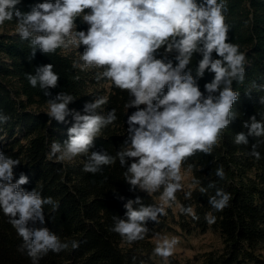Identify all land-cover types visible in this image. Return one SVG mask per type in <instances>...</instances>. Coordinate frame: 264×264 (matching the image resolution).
Wrapping results in <instances>:
<instances>
[{
  "label": "clouds",
  "instance_id": "9594fccd",
  "mask_svg": "<svg viewBox=\"0 0 264 264\" xmlns=\"http://www.w3.org/2000/svg\"><path fill=\"white\" fill-rule=\"evenodd\" d=\"M20 3L0 0V25L15 18L18 35L30 41L29 61L37 50L49 54L58 48L79 49L83 45L79 54L82 63L74 66L102 69L98 78L128 92L125 108L135 110L126 114L127 138L115 156L105 150L90 151L102 129L117 120L115 109L107 115L96 111L107 103L106 98L86 102L84 114L69 108L76 100L71 94L60 92L48 99L46 114L50 121L66 123L69 116L73 121L63 143L53 140L48 158L62 163L86 156L83 171L93 174L118 159L126 169L129 191L138 189L149 195L159 192L161 204L145 205L137 196L123 205L126 219L114 217L113 232L129 243L143 240L149 231L147 222L158 223V217L166 215V207L176 202V193L183 189L182 164L197 152L211 154L221 131L235 117L231 110L239 94L231 85L235 79L243 80L245 54L238 45L228 42L230 29L222 14L225 0H44L27 12L17 7ZM77 18L89 26L87 31L76 30ZM162 46L164 54L158 56ZM171 53H175V62L168 58ZM194 54L201 57L195 77L188 67ZM206 71L214 78L202 92L197 78ZM26 78L45 96H51L49 90L59 81L51 63L36 67L35 73L26 74ZM9 119L0 113V123ZM243 127L247 132L236 134L237 145H247L249 137L264 136V122L257 121L255 115ZM255 149L253 144L250 154L259 159ZM19 165L18 159L0 151V210L22 238L19 250L26 251L31 264H39L49 251L59 253L68 248V243L47 227L30 226L37 222L43 225L44 206H51L55 212L59 202L35 189L25 190L22 185L29 182L28 176L20 173L15 178L14 169ZM215 175L223 179V168H218ZM213 187L214 182L208 184V188ZM230 199V194L217 189L209 204L222 211ZM180 211L198 219L191 206L180 205ZM206 219L211 223L215 218L209 214ZM178 243V237L157 234L154 254L167 264ZM78 246V242H72V248Z\"/></svg>",
  "mask_w": 264,
  "mask_h": 264
},
{
  "label": "trees",
  "instance_id": "16d2710c",
  "mask_svg": "<svg viewBox=\"0 0 264 264\" xmlns=\"http://www.w3.org/2000/svg\"><path fill=\"white\" fill-rule=\"evenodd\" d=\"M40 2L44 0H21L17 7L27 12ZM222 14L230 29L228 42L238 45L239 51L245 54L243 80L235 79L231 85L239 94L231 110L235 117L221 131L211 154L197 152L182 164L191 171L192 186L176 193V202L179 203L176 217L168 207L166 215L158 217V223L147 222L149 231L143 240L131 243L112 231L114 217L126 219L123 205L137 196L145 205H159L155 198L157 194L149 195L138 189L129 191L124 178L126 169L121 167L118 159L93 174L83 171L86 156L62 163L48 158L53 140L63 143L73 122L71 116L66 118V123L50 121L45 110L48 99L60 92L71 94L76 100L69 104V108L84 114V104L101 97L90 88L97 79L88 70L74 66L78 64L61 48L49 54L37 50L29 61L30 41L21 39L16 30L0 32V113L10 117L7 123H0V151L20 161L14 173L17 179L20 173L28 176L29 182L22 185L25 190L35 189L43 197H52L59 202V209L55 212L51 206H44L43 225L37 222L30 226L47 227L62 242L68 243V248L59 253L49 251L39 264L152 262L155 246L151 236L169 227L170 222L185 235L208 229L221 234L224 243L221 252L208 254L202 264H264V136L249 137L247 145L234 143L237 133L247 132L243 124L250 117L255 115L257 121L264 122V103H261L264 98V0H225ZM75 23L77 31H87L89 27L80 18ZM6 25L16 27L17 22L13 18L0 27ZM157 54H164L163 46ZM174 56L175 53L168 54L173 61ZM200 58L194 54L188 65L194 77ZM50 63L59 75V81L56 88L49 90L51 96H45L38 86H30L26 74H34L36 67ZM213 78L214 74L207 71L202 78H197L202 92L204 85ZM105 98L107 103L96 111L107 115L108 111L115 109L117 120L102 129L90 151L105 150L115 156L127 138L126 114L135 109L125 108L128 92L116 88L110 81ZM253 144L260 153L259 159L250 154ZM221 167L223 179L215 175ZM211 182L215 187L208 188ZM201 188L206 191L201 192ZM217 189L231 196L222 211L209 204V198ZM188 193H191L190 197ZM180 205L191 206L198 219L182 213ZM209 214L215 218L214 222L206 219ZM73 241L79 244L75 249L72 248ZM22 243V238L9 223V217L0 210V264H31L26 251L19 250ZM168 259V264H180L172 256Z\"/></svg>",
  "mask_w": 264,
  "mask_h": 264
},
{
  "label": "rangeland",
  "instance_id": "374dc122",
  "mask_svg": "<svg viewBox=\"0 0 264 264\" xmlns=\"http://www.w3.org/2000/svg\"><path fill=\"white\" fill-rule=\"evenodd\" d=\"M16 28L17 26L10 27L9 25H6V27H0V32L7 29L13 32L14 30H16ZM83 50V45H81L79 49L71 46L68 49H61L64 54L69 55L78 65L82 63L80 61L79 54L82 53ZM86 70L91 73V76H93V78L97 79L95 81L96 83L90 85V88L94 92L99 93L101 97L105 98L109 91V81L105 78H98L99 73L102 70L97 68H90ZM45 110H48V107H45ZM181 174L183 176V189L180 191H183L192 186V176L190 169L183 166H181ZM156 194V201L158 202V204H161V201L159 200L160 193L157 192ZM167 208L168 207H166V209ZM170 208L176 217L177 211L179 209V203L173 202ZM157 234L167 235L169 237L175 236L179 238V243L176 246L172 257L180 264H202L208 254L220 253L224 245L222 236L217 230L208 229L202 233L185 235L181 233L179 227L176 226V224L173 222H170L169 227L159 230L151 236V241L153 242L154 246H156ZM168 260L169 259L167 258V264L169 263ZM143 264H165V260L164 258L155 255L152 262Z\"/></svg>",
  "mask_w": 264,
  "mask_h": 264
}]
</instances>
